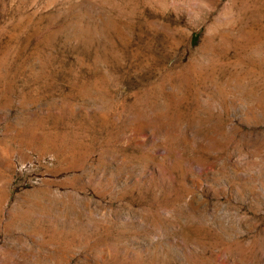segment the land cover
<instances>
[{"label":"rangeland","instance_id":"rangeland-1","mask_svg":"<svg viewBox=\"0 0 264 264\" xmlns=\"http://www.w3.org/2000/svg\"><path fill=\"white\" fill-rule=\"evenodd\" d=\"M0 264H264V0H0Z\"/></svg>","mask_w":264,"mask_h":264}]
</instances>
